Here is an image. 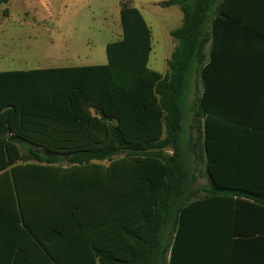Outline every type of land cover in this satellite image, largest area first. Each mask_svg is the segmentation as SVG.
<instances>
[{
  "label": "trees",
  "instance_id": "1",
  "mask_svg": "<svg viewBox=\"0 0 264 264\" xmlns=\"http://www.w3.org/2000/svg\"><path fill=\"white\" fill-rule=\"evenodd\" d=\"M163 6L183 12L164 76L149 66V25L126 2L107 64L0 72L1 264H200L199 248L234 239L214 232H235L241 218L264 221V178L247 177L264 173L263 161L221 177L215 155L220 140H264L255 100L229 97L233 87H255L247 78L264 42V0ZM240 103L252 106L239 112Z\"/></svg>",
  "mask_w": 264,
  "mask_h": 264
},
{
  "label": "rangeland",
  "instance_id": "2",
  "mask_svg": "<svg viewBox=\"0 0 264 264\" xmlns=\"http://www.w3.org/2000/svg\"><path fill=\"white\" fill-rule=\"evenodd\" d=\"M166 1L10 0L8 5H0V72L107 64V45L123 37L120 10L126 2L139 9L149 25L153 36L149 66L164 76L177 44L171 32L183 22L180 6L164 7ZM201 92L198 72L187 97L188 138L193 133L192 111ZM199 176L197 184L206 185L202 167Z\"/></svg>",
  "mask_w": 264,
  "mask_h": 264
},
{
  "label": "crops",
  "instance_id": "3",
  "mask_svg": "<svg viewBox=\"0 0 264 264\" xmlns=\"http://www.w3.org/2000/svg\"><path fill=\"white\" fill-rule=\"evenodd\" d=\"M10 3V1H9ZM257 51L256 62L257 69L254 76L249 79L250 83H255L254 89L249 92L243 91L240 87L231 89L229 97L233 99L235 96L242 100L246 97L254 99V109L259 114H264V42H261L255 47ZM241 83V82H240ZM233 90V91H232ZM235 103L231 104L234 106ZM249 106L240 103L238 111H245ZM264 121V119H263ZM216 157L218 164H222L221 177H235L236 173L229 172L230 168L234 169L236 165H241L248 162L249 158H258L264 163V140L249 141L247 139H230L220 140L217 143ZM231 165V167L229 166ZM202 170L205 173L204 168ZM253 172L247 177L257 179V177L264 178V173ZM206 177V176H205ZM263 180V179H262ZM208 183V181H207ZM250 190H256L249 184ZM2 236V232L0 233ZM209 238H234L226 243L212 242L209 245L210 251H201L205 248L198 249V258L200 264H264V221L241 218L236 221L235 232L231 229L229 232L222 233L214 232ZM4 241L0 238V246ZM233 247V250H232ZM202 252V253H201ZM207 253L208 255H204ZM8 255V254H7ZM5 252L0 251V264L2 260L7 258Z\"/></svg>",
  "mask_w": 264,
  "mask_h": 264
}]
</instances>
